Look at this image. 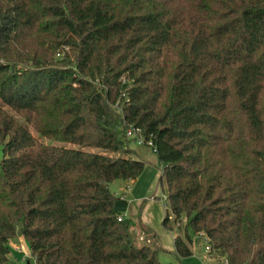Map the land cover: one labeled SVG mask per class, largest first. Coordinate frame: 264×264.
<instances>
[{
  "label": "trees",
  "instance_id": "1",
  "mask_svg": "<svg viewBox=\"0 0 264 264\" xmlns=\"http://www.w3.org/2000/svg\"><path fill=\"white\" fill-rule=\"evenodd\" d=\"M130 142L175 257L192 233L264 264V0H0V264L19 238L29 264H171L107 188L141 173Z\"/></svg>",
  "mask_w": 264,
  "mask_h": 264
},
{
  "label": "rangeland",
  "instance_id": "2",
  "mask_svg": "<svg viewBox=\"0 0 264 264\" xmlns=\"http://www.w3.org/2000/svg\"><path fill=\"white\" fill-rule=\"evenodd\" d=\"M28 129L34 137H37L30 126H28ZM37 139L41 142H48V139L44 137H37ZM129 146L131 149L136 150L137 156L135 157L143 161L144 165L141 173L134 181L116 179L109 182L107 188L112 193L124 196L127 201L126 211L128 212V218L135 221L138 216H141V218L144 217V219L150 220L151 226L149 227L156 237V245L160 249L159 254L163 255L168 252V256L164 260L160 259L161 257L159 258L158 254L160 262L167 263L169 261L171 264H226L224 259H211L206 256V242L200 234L190 233L192 255L178 259L174 254L169 253L167 249H170L172 245V239L176 232V223L172 224L171 230L163 228L160 224L164 215L165 202L163 200L164 194L158 185L160 167L156 155L144 145L138 146L137 143L130 142ZM138 238L139 242H150V236L145 237L140 234ZM7 245L10 264H29V261L32 263L26 240L23 238L10 239Z\"/></svg>",
  "mask_w": 264,
  "mask_h": 264
},
{
  "label": "crops",
  "instance_id": "3",
  "mask_svg": "<svg viewBox=\"0 0 264 264\" xmlns=\"http://www.w3.org/2000/svg\"><path fill=\"white\" fill-rule=\"evenodd\" d=\"M125 217H128L127 211H125ZM131 221L133 222L134 226L132 224V226L130 227V233L133 237L135 244L138 245L139 243H141V242H139L138 237L140 236V234L142 235L140 225H144V226L149 227V226H151V223H149L150 220L148 221V220L144 219V217L141 218V216H138L137 220H135V221L131 220ZM161 221H162V219H161ZM161 221H160V224H161ZM136 225H138V227H136ZM167 250L169 251V253L174 254L173 240H172V245H171L170 249H167ZM191 255H192V251H191ZM167 256H168V252L166 254H163V255L159 254V258L161 257L160 259H162V260H164ZM208 263H210V261H208Z\"/></svg>",
  "mask_w": 264,
  "mask_h": 264
},
{
  "label": "built area",
  "instance_id": "4",
  "mask_svg": "<svg viewBox=\"0 0 264 264\" xmlns=\"http://www.w3.org/2000/svg\"><path fill=\"white\" fill-rule=\"evenodd\" d=\"M126 135L127 136H131V135H133V132L131 131V130H128L127 132H126ZM139 140H137V142H138Z\"/></svg>",
  "mask_w": 264,
  "mask_h": 264
}]
</instances>
